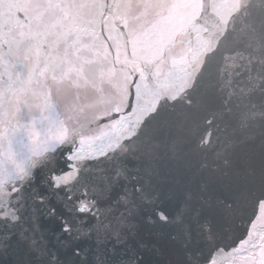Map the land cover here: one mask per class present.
<instances>
[{"label": "snow or ice", "instance_id": "obj_1", "mask_svg": "<svg viewBox=\"0 0 264 264\" xmlns=\"http://www.w3.org/2000/svg\"><path fill=\"white\" fill-rule=\"evenodd\" d=\"M0 264H264V0H0Z\"/></svg>", "mask_w": 264, "mask_h": 264}, {"label": "water", "instance_id": "obj_2", "mask_svg": "<svg viewBox=\"0 0 264 264\" xmlns=\"http://www.w3.org/2000/svg\"><path fill=\"white\" fill-rule=\"evenodd\" d=\"M235 9L234 4H228V3H213L212 5V12L214 15L210 17V20L213 21H220L227 19L229 12L233 11ZM172 23L175 26H182L184 23V20L180 17H175L172 20Z\"/></svg>", "mask_w": 264, "mask_h": 264}]
</instances>
